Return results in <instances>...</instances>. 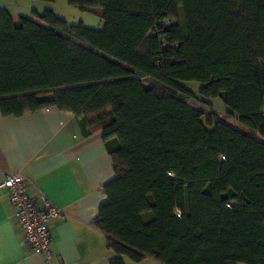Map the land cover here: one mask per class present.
Segmentation results:
<instances>
[{
    "label": "trees",
    "instance_id": "obj_1",
    "mask_svg": "<svg viewBox=\"0 0 264 264\" xmlns=\"http://www.w3.org/2000/svg\"><path fill=\"white\" fill-rule=\"evenodd\" d=\"M67 1L103 27L0 6V110L56 106L102 133L109 264H264V0Z\"/></svg>",
    "mask_w": 264,
    "mask_h": 264
},
{
    "label": "crops",
    "instance_id": "obj_2",
    "mask_svg": "<svg viewBox=\"0 0 264 264\" xmlns=\"http://www.w3.org/2000/svg\"><path fill=\"white\" fill-rule=\"evenodd\" d=\"M10 172L21 173L30 196H46L66 218L51 221L48 260L27 245L8 189L0 186V264H109L107 237L93 225L107 200L103 186L115 177L100 131L86 133L72 112L56 106L22 116L0 110V185Z\"/></svg>",
    "mask_w": 264,
    "mask_h": 264
},
{
    "label": "built area",
    "instance_id": "obj_3",
    "mask_svg": "<svg viewBox=\"0 0 264 264\" xmlns=\"http://www.w3.org/2000/svg\"><path fill=\"white\" fill-rule=\"evenodd\" d=\"M8 189L9 201L24 231V239L32 251L51 256L54 218H66L65 212L46 196L34 198L27 189L26 178L19 172H10L0 185Z\"/></svg>",
    "mask_w": 264,
    "mask_h": 264
},
{
    "label": "rangeland",
    "instance_id": "obj_4",
    "mask_svg": "<svg viewBox=\"0 0 264 264\" xmlns=\"http://www.w3.org/2000/svg\"><path fill=\"white\" fill-rule=\"evenodd\" d=\"M0 6H7L10 8L14 17H17L19 13L33 17V9H37L40 12H43L46 9H53L59 17L67 20L69 24H78L82 22L86 26L95 28H102L104 24L103 20L99 16L102 14V10L99 7H90L88 10H82L77 6L69 4L67 0H55L52 2L45 0H0ZM185 84L189 88L193 89L197 95H199L201 87L199 82L188 81L185 82ZM187 101L189 104L202 109L206 118L210 117L213 121L223 119L237 128L247 130V128H245L239 121L228 115L229 108L221 98L212 99V106L202 103L197 98H187ZM253 134L257 138L264 141V136L257 133ZM130 261V264H155L153 260L147 259L140 262Z\"/></svg>",
    "mask_w": 264,
    "mask_h": 264
}]
</instances>
